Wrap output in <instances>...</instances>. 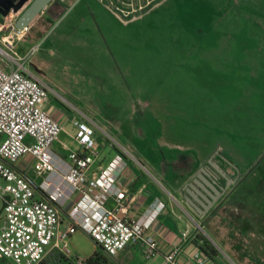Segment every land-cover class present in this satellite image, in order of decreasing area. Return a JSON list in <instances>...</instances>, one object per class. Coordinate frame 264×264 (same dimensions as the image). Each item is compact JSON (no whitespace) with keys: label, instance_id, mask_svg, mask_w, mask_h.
Instances as JSON below:
<instances>
[{"label":"rangeland","instance_id":"obj_1","mask_svg":"<svg viewBox=\"0 0 264 264\" xmlns=\"http://www.w3.org/2000/svg\"><path fill=\"white\" fill-rule=\"evenodd\" d=\"M71 2L22 37L38 44L26 67L46 103L89 117L100 147L129 159L191 175L212 158L232 182L195 238L214 264H264V158L246 173L264 152V0ZM67 243L81 258L97 248L80 230Z\"/></svg>","mask_w":264,"mask_h":264},{"label":"built area","instance_id":"obj_2","mask_svg":"<svg viewBox=\"0 0 264 264\" xmlns=\"http://www.w3.org/2000/svg\"><path fill=\"white\" fill-rule=\"evenodd\" d=\"M17 15L9 11L0 17V32L6 31L0 35V264H38L50 250L73 264H84L85 258L68 248L76 230L109 258L132 243L140 245L143 258L150 257L157 242L148 231L162 203L155 199L136 217L125 214L127 195L111 173L121 157L101 165L95 124L80 112L70 117L76 149L64 155L54 150L62 127L47 111L49 89L24 66L38 44L24 55L13 50L12 42L29 26L15 28ZM66 200L72 203L62 216ZM186 237L183 230L180 238ZM179 251V244L171 243L159 264H179ZM190 259L193 264L207 261L201 250Z\"/></svg>","mask_w":264,"mask_h":264},{"label":"crops","instance_id":"obj_3","mask_svg":"<svg viewBox=\"0 0 264 264\" xmlns=\"http://www.w3.org/2000/svg\"><path fill=\"white\" fill-rule=\"evenodd\" d=\"M57 4L58 3L56 2L49 3L31 21L24 33L31 29L35 21L40 20V26H42L44 22L47 24V21L53 18L55 16L54 14H57L61 10ZM42 17H46L48 20H41ZM22 37L23 36L12 42L13 50L19 55H24L28 47L35 42L33 39L24 40ZM26 63L27 61L24 63L25 67ZM29 64L31 63L29 62ZM31 66L33 67L32 64ZM33 68L37 70L36 66ZM26 69L32 75L37 77V75L30 69L27 67ZM46 108L48 113L61 124L62 130L60 133H65L72 138L70 136L72 134L70 130L72 127L70 124V117L75 114L66 111L57 103H46ZM95 138L97 140L99 139L96 135ZM53 148L55 151L63 155L66 153V150H72L69 149L64 142L60 141V139H57ZM125 151L129 152L127 150ZM129 154L132 156V159H129L121 152L113 151V148H104L101 146L98 150V159L104 167L112 162L116 155L121 157L120 164L114 165L111 169V173L114 176L115 181L125 190L127 195L128 204L125 214L128 217H136L155 199L162 203V208L155 215L151 229L148 231V233L156 240L157 248L153 255L145 260L142 257L140 245L138 243H132L119 251L114 257H124L122 264H159L165 253L169 251L171 243L176 242L179 244L180 250L177 253L179 264H193L190 256L195 250H199L197 247L199 241L195 239L198 230L197 224L203 226L201 220L206 215L197 217L189 211L183 204L182 193L183 186L190 180L191 176L200 166H198L191 175H183V172L150 163L148 161L150 158L147 155L139 153V155L137 154V156H135L130 152ZM138 157L147 162L149 168H146V166L138 160ZM205 165L206 164L201 166L205 167ZM71 203L72 200H66L63 203L61 208L62 216H64V213L70 208ZM108 203L111 204L110 201H108ZM183 230L187 231L186 238H180V234ZM206 264H214V262L207 258Z\"/></svg>","mask_w":264,"mask_h":264},{"label":"water","instance_id":"obj_4","mask_svg":"<svg viewBox=\"0 0 264 264\" xmlns=\"http://www.w3.org/2000/svg\"><path fill=\"white\" fill-rule=\"evenodd\" d=\"M50 2L51 0H0V16H5L9 11L18 12L13 25L17 29H23ZM207 164L212 171L200 166L183 186V204L197 217H202L208 211L231 182V178L211 158ZM219 177L225 180L224 185L217 182ZM197 227L201 229L198 224ZM228 262L231 263L230 260Z\"/></svg>","mask_w":264,"mask_h":264},{"label":"trees","instance_id":"obj_5","mask_svg":"<svg viewBox=\"0 0 264 264\" xmlns=\"http://www.w3.org/2000/svg\"><path fill=\"white\" fill-rule=\"evenodd\" d=\"M264 158V152L258 156V158L247 168L246 173H250L253 169L261 163ZM196 239V238H195ZM197 240V239H196ZM200 242L197 244L199 250H201L205 256L209 259H213V256L217 254L216 250L212 246H207V241L203 238L199 239ZM198 241V240H197ZM205 246L207 248H205ZM107 257L98 247L85 258L84 264H107ZM38 264H73L70 260L65 258L62 254L55 250H50ZM224 264H228L224 262Z\"/></svg>","mask_w":264,"mask_h":264},{"label":"flooded vegetation","instance_id":"obj_6","mask_svg":"<svg viewBox=\"0 0 264 264\" xmlns=\"http://www.w3.org/2000/svg\"><path fill=\"white\" fill-rule=\"evenodd\" d=\"M204 168L207 169V170H211L210 166H209L207 163H206V165H205ZM211 171H212V170H211ZM217 182H218L220 185H224L225 180H224L222 177H219V178L217 179ZM231 182H232V180H231ZM231 182H230V184H231ZM228 186H229V185H228ZM227 188H228V187H227ZM227 188L225 189V191L223 192V194H221V195L217 198V200L213 203V205L208 209V211H207L204 215H207V214L211 211V209H213V208L217 205V203L219 202V200L221 199V197L225 194Z\"/></svg>","mask_w":264,"mask_h":264}]
</instances>
